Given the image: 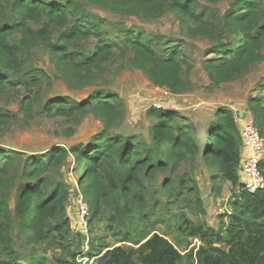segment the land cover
<instances>
[{"label": "trees", "instance_id": "1", "mask_svg": "<svg viewBox=\"0 0 264 264\" xmlns=\"http://www.w3.org/2000/svg\"><path fill=\"white\" fill-rule=\"evenodd\" d=\"M90 1L121 6L128 14L145 18H154L167 10L189 17L198 25L191 29L193 34L217 40L209 50L215 58L204 66L216 86L243 78L264 61V0H234L233 8L221 23L211 20L206 12L196 13L198 0ZM74 7L71 0H0V98L12 85L10 72L20 69L22 49L31 39L41 41L57 60L69 85L77 83L81 87L93 76V70L101 71L113 59L115 49L122 50L123 45L124 52L133 53L131 67L142 71L154 85L174 94L189 89L183 78L179 49L160 55L150 40L129 30H124V42L107 40L102 26L88 17H80ZM8 13L16 17L12 23L8 21ZM33 23H42L36 33L31 29ZM227 31L233 34L234 40L222 39ZM17 33L23 37L21 46L10 42ZM55 35H58L56 39ZM90 37H96L98 42L85 50L82 43ZM32 72L34 75L25 80L27 86H38L42 77H47L38 69ZM21 104L23 110L31 111V102ZM248 108L264 138V99L251 97ZM45 110L64 116L93 113L104 122L106 129L87 144L74 145L69 150L57 146L44 154L26 156L22 151L2 145L4 129L16 117L0 108V264H50L48 258L40 256L23 262L22 255L13 246L12 216L29 243L48 242L58 249H69L66 246L72 237V228L65 205L70 192L62 183L54 185L47 173L70 159V154L79 167H84L78 187L90 208L89 224L104 217L107 237L123 234L124 242L139 246L116 247L101 263V256L109 248L105 242L107 237L98 244L92 241L86 253H79L92 264H264V188L255 193L242 188L243 138L240 120L231 108L223 107L217 112L202 145L197 142L194 125L187 118L155 107L148 111V116L157 120L152 126L149 145L132 137L111 136L109 129L123 116L124 103L118 94L104 90L81 101L51 99ZM198 154L208 167L219 170L223 181L237 190L229 200L232 211L222 217L223 223L217 229L194 223L186 216L179 217L176 232L201 244L184 254L179 249L180 242L176 244L167 235L140 230L142 224L152 223L153 216L148 209L144 180L154 177L157 171L176 169L189 156ZM20 163L21 168L17 166ZM18 178L21 184L11 194ZM79 254H71V261L60 264H82L78 262Z\"/></svg>", "mask_w": 264, "mask_h": 264}, {"label": "rangeland", "instance_id": "2", "mask_svg": "<svg viewBox=\"0 0 264 264\" xmlns=\"http://www.w3.org/2000/svg\"><path fill=\"white\" fill-rule=\"evenodd\" d=\"M80 17L99 23L104 32V38L113 42H124V30L143 36L153 43L158 54L168 50L179 49L180 61L183 67V78L188 82L189 89L182 94H174L169 89L154 85L146 75L130 65L133 53L115 49L113 59L102 67L93 71V76L83 82V85L71 83L69 85L63 72L58 68L57 60L48 53L45 46L36 39L29 40L23 47L19 70L10 72L12 85L0 98V108L10 111L16 119L4 129L1 143L5 148L19 150L25 155L44 154L48 150L62 146L68 150L78 144H87L97 135L104 132L106 126L93 113L86 115L64 116L56 113L49 114L45 106L54 98H71L81 101L92 93L104 90L118 94L124 103V114L111 128V136L132 137L145 141L148 145L152 139V126L156 119L148 116V111L164 108L187 118L194 125L197 142L202 145L208 128L213 123L217 112L223 108H231L239 120L238 113L248 107L251 97L264 99V61L256 64L243 78L233 82L214 85L205 70L208 60L215 58L209 50L217 44L214 37L202 34L195 35L191 29L198 27L189 17L167 10L154 18H145L124 12L121 6L99 5L90 0H71ZM234 6V0H223L212 3L208 0H198L196 13L206 12L211 20L222 22L225 14ZM8 21L12 23L16 18L8 13ZM42 23L31 24L36 33ZM58 35H55V39ZM216 37V36H215ZM224 41L234 40L231 32L227 31ZM23 37L20 33L13 35L10 42L22 45ZM98 42L96 37L83 41L85 50L92 49ZM264 54V49L262 51ZM40 70L47 74L42 77L38 86H27L25 80L33 76V70ZM29 73L31 75H29ZM32 103L30 112L22 109V102ZM182 121V120H180ZM182 123H186L182 121ZM23 165V164H22ZM21 168L20 165H17ZM84 167L76 164L75 157L65 159L47 173L53 179L54 185L62 183L70 192V199L65 205V214L71 222L72 237L66 247L68 250L58 249L48 242L31 244L26 235L20 233L18 221L12 216V239L14 248L22 255L23 262L34 256L49 259L50 264H60L61 261H71V254L86 253L89 243L98 244L105 239L109 232L104 217L89 224L82 221L80 206L83 200L78 184L83 176ZM16 177V175H15ZM147 187L146 201L149 212H152L151 224H142L140 230L154 231V234L167 235L168 239L178 244L185 254L201 244L198 240L180 235L177 231L179 217L186 216L197 224L212 228H219L223 223L222 217L232 211L229 200L237 190L229 182L223 181L219 170L206 165L202 157L189 156L176 169L170 167L166 171H157L154 177L144 180ZM170 182V186H167ZM21 184L17 179L15 189ZM56 220L53 223H58ZM227 222L226 220L224 221ZM107 248L101 258L109 250L119 246H139L124 242L123 234L110 236L105 239ZM78 262L92 264L79 254Z\"/></svg>", "mask_w": 264, "mask_h": 264}, {"label": "built area", "instance_id": "3", "mask_svg": "<svg viewBox=\"0 0 264 264\" xmlns=\"http://www.w3.org/2000/svg\"><path fill=\"white\" fill-rule=\"evenodd\" d=\"M240 124L243 147L247 150L241 166L242 188L255 193L264 188V138L251 111L246 113ZM80 203V214L85 223L90 216V208L84 199Z\"/></svg>", "mask_w": 264, "mask_h": 264}, {"label": "crops", "instance_id": "4", "mask_svg": "<svg viewBox=\"0 0 264 264\" xmlns=\"http://www.w3.org/2000/svg\"><path fill=\"white\" fill-rule=\"evenodd\" d=\"M249 111V108L247 107V108H245L243 111H240L239 113H238V115H239V120H240V123H241V120H243V118H245V115H246V113ZM247 156V150L245 149V148H242V157H243V159H245V157Z\"/></svg>", "mask_w": 264, "mask_h": 264}, {"label": "water", "instance_id": "5", "mask_svg": "<svg viewBox=\"0 0 264 264\" xmlns=\"http://www.w3.org/2000/svg\"><path fill=\"white\" fill-rule=\"evenodd\" d=\"M111 251L112 250H109L108 253L106 254V256L101 259V263H103V262H105L107 260V258H108V256H109V254H110Z\"/></svg>", "mask_w": 264, "mask_h": 264}]
</instances>
